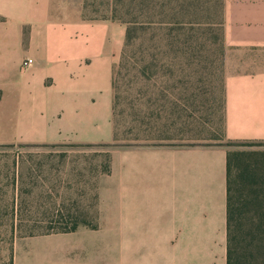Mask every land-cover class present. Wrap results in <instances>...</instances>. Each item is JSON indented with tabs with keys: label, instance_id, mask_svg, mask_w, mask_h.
I'll return each instance as SVG.
<instances>
[{
	"label": "crops",
	"instance_id": "crops-1",
	"mask_svg": "<svg viewBox=\"0 0 264 264\" xmlns=\"http://www.w3.org/2000/svg\"><path fill=\"white\" fill-rule=\"evenodd\" d=\"M55 2L0 0V146L114 140L112 77L126 26ZM223 39L224 137L264 142V0H223ZM228 151L222 144L114 148L104 190L110 220L88 228L107 229V262L227 264ZM19 182L16 170L8 191L14 230L18 201L30 193ZM48 235H14L11 263L32 264L29 249L24 261L18 247ZM7 256L0 253V264ZM40 264H65L64 255L46 251Z\"/></svg>",
	"mask_w": 264,
	"mask_h": 264
},
{
	"label": "rangeland",
	"instance_id": "rangeland-1",
	"mask_svg": "<svg viewBox=\"0 0 264 264\" xmlns=\"http://www.w3.org/2000/svg\"><path fill=\"white\" fill-rule=\"evenodd\" d=\"M55 1L59 9L64 12H76L80 7L83 18L121 21L124 22L125 26L127 20H140L142 22L164 20L167 22L175 21L174 17L178 18L177 21H181L185 27L186 35L191 38L192 47L190 48L192 51L188 53L190 54L188 57L192 63L187 67L190 71V83L185 92L187 96H190L189 101L193 99L192 104H194H188L187 111L182 113L180 119L172 125L163 126V123H169L175 119V115L169 116L168 121L166 118L167 111H163L162 117L158 120V128L153 131L145 130V126L138 120L139 116H136L132 110L131 101H135L137 104L140 99L143 102L144 98H139V96L144 91L147 82L140 80L138 86H130L129 81H125L129 79L131 72L127 73L122 69L117 76L119 99L113 119L116 140L111 143L88 145L71 143L1 145L0 253L5 252L8 255L2 264L11 263L9 259L12 255L11 244L14 241V235L19 237L28 233L35 234L49 229L51 226L54 229L63 225L69 227L76 221L80 225L73 232H52L47 237L34 238L28 245L30 247H26V249L19 246L17 252H19L20 259L25 261V251L28 248L30 256L27 257V260L32 264H40L46 251L59 248L60 253L62 252L64 255L65 264H109V261L106 260L107 253L103 254L106 247L102 242L108 233L106 232L107 229H103L101 234L88 229L90 228L89 225L82 224V222L94 223L98 226L100 223L104 224L110 220L107 210L111 211V209L106 204L104 190L106 175L112 173L111 151L123 145L158 143L176 145L222 144L227 145L229 150L244 153L241 158L250 165L249 178L243 182L238 179L241 164H233L231 172L236 193L241 192V194L248 196L250 201L247 206L248 211L242 214L239 228L235 233L234 245L237 264L263 262L264 142L238 145V142L226 140L224 137L222 81L227 50L225 45L222 47L221 27H214L217 29L213 31L206 29L207 21H209L207 5L211 0ZM214 1L215 7H217L215 9L216 19L222 22L223 0ZM131 3L135 5L130 6ZM178 3H183V7ZM175 11H178L180 16H176ZM151 31L150 29L141 31L145 40H148ZM153 32L162 36L167 34L168 29H156ZM172 32L176 31L172 30ZM215 35L220 38L218 37L216 40L213 38ZM210 46L212 50H208ZM207 55L214 58L213 64H211L213 69H211L213 71L211 75L212 87L206 80L210 77L204 67ZM165 57L158 58L163 61ZM172 59L174 58L172 57ZM183 60L186 59L183 58ZM157 74L155 87L158 91L162 82L160 75ZM204 87L207 89H203ZM176 92L177 89H173L172 99L175 98ZM17 162L19 164L14 166V163ZM16 170L20 175L18 188L28 190L30 193L25 199L22 197L18 201L21 212H19L16 222L18 228L14 230L13 200L8 191L11 189L12 174ZM112 218L118 220V213L112 215Z\"/></svg>",
	"mask_w": 264,
	"mask_h": 264
},
{
	"label": "trees",
	"instance_id": "trees-1",
	"mask_svg": "<svg viewBox=\"0 0 264 264\" xmlns=\"http://www.w3.org/2000/svg\"><path fill=\"white\" fill-rule=\"evenodd\" d=\"M180 3H178L179 5ZM220 4V3H219ZM135 4L131 3L130 6ZM183 7V3L180 4ZM218 6V4H217ZM215 1L207 5V13L209 16V21H207V30L213 31L216 30L214 27L220 26V31L222 32L221 38L218 35H215L213 38L218 40V37L221 39L222 47H224L223 39V19L222 22L216 19V9ZM176 16H180L178 11H175ZM219 15V12H218ZM175 21H159V22H142L140 20H127L126 31H125V40L120 53V58L117 63L114 64L113 68V119L116 113V105L119 99L118 87L119 82L117 76L121 73V70L124 69L127 73H130L129 81L130 86H138V81L144 80L147 82L144 91L141 93L140 97H143V102L138 100L137 104L135 101H131V107L136 114L139 116V122L145 126V130L153 131L158 128V120L162 117V112L167 111L166 118L170 119L169 116L175 115V119L169 121V123H163L165 125L174 124L180 117L182 113L187 111V105H193V99L189 101L190 96L186 95L185 90L189 86V74L187 67L190 66L192 61L188 57L190 51H192L191 38L185 33V27L181 21H177L178 18L174 17ZM121 22V21H120ZM124 23V22H123ZM146 23V24H145ZM152 30L151 34L148 37V40L144 39L141 35V31H146L147 29ZM156 29H168L167 34L159 36L154 34ZM175 30L176 32H172ZM183 32V33H182ZM184 34V35H183ZM211 39L210 37H207ZM213 41V40H211ZM216 42V41H214ZM208 50H212L210 46ZM221 55L223 51H220ZM174 59H172V57ZM165 57V60H161L158 57ZM185 58L186 60H183ZM177 59V60H175ZM214 58L211 55H207L205 62V69L207 70V75L209 73V78L206 80L209 81L210 87H212L213 79L211 77L213 73L212 65ZM119 67V69H118ZM212 69V70H211ZM159 72V73H158ZM158 73V74H157ZM157 75H160L162 85L157 91L155 87V81L157 80ZM159 78V77H158ZM223 82V81H222ZM177 89V92L174 94V99H172V91ZM207 89V88H203ZM141 91L140 89H136ZM222 90L223 83H222ZM1 95V91H0ZM138 95V94H137ZM136 95V97H137ZM193 96V94H191ZM135 99V98H134ZM223 97H222V109H223ZM142 106V107H140ZM144 108V109H142ZM223 112V111H222ZM223 117V116H222ZM141 119V120H140ZM223 120V118H222ZM113 138L116 140L115 130L113 131ZM251 142H238V145L249 144ZM228 144V143H227ZM241 155L244 153L237 150H230L227 153L226 161V177H227V200H226V220H227V264H237L236 248L234 245L236 236L235 233L239 228V223L242 214H245L248 211V196L241 194L235 190V182L232 179V165L237 163L240 165V171L238 173V179L242 182L243 180L249 178L250 165L243 161ZM238 189V188H237ZM89 225L91 228H96L97 224L82 222V224ZM79 222H73L71 226H58L53 228L52 226L49 229H45L41 233L50 234L52 232H72L75 231ZM40 233V232H39ZM33 235V233H28ZM36 234V233H35ZM12 264V263H10ZM254 264H264V261L261 263Z\"/></svg>",
	"mask_w": 264,
	"mask_h": 264
},
{
	"label": "built area",
	"instance_id": "built-area-1",
	"mask_svg": "<svg viewBox=\"0 0 264 264\" xmlns=\"http://www.w3.org/2000/svg\"><path fill=\"white\" fill-rule=\"evenodd\" d=\"M30 63H32V59H31V58H28V59L24 60V62H23V66H27V65H29Z\"/></svg>",
	"mask_w": 264,
	"mask_h": 264
}]
</instances>
